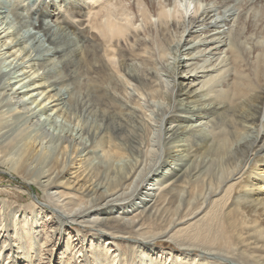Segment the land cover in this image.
Masks as SVG:
<instances>
[{
	"label": "bare ground",
	"instance_id": "bare-ground-1",
	"mask_svg": "<svg viewBox=\"0 0 264 264\" xmlns=\"http://www.w3.org/2000/svg\"><path fill=\"white\" fill-rule=\"evenodd\" d=\"M112 1L109 0L107 3ZM255 1L146 0L144 2V0H140V3H147V6L144 5L138 12L140 16V24L138 25L126 21V18L125 20L120 18L121 21H118L117 19L122 16L112 19L110 12L97 14L93 17L89 36L94 43L99 41L93 51L94 56L97 52L102 51L103 56L109 57L107 52L112 48L117 53V57L114 56L107 60L110 70H123L126 63L123 60H125L132 63L131 65L136 71L133 74L125 73L130 79L133 78L137 84L131 85L130 80L123 79L125 91L120 99H125L126 95L127 102L134 103L133 107L137 108L136 111L134 108L132 109L137 114L136 112L141 113L144 107L141 106L142 102L138 103L135 98L147 102L155 93L167 91L169 103L168 105L165 104L167 108L163 113V123L160 122L159 128L162 135V145H164L163 153H158V161H155L156 163L154 162L153 165L150 164L151 168L147 171L146 168L142 169L140 165L134 166L130 171L121 175L117 184H109L105 177V186L93 185L94 181L98 182L101 178L100 168L94 164L101 162L92 161L90 153L98 150V153L101 152V156H104L125 152V149L111 135L114 132L118 133L123 128L126 122L125 113L118 111L117 108L108 109L106 107V110H99V106L103 105L99 98L103 96L105 98L106 94L98 93L97 99H94L95 106L98 108L96 113L101 121H104V124H116L112 133L106 135L105 129L100 128L102 126L94 132L81 128L76 131L69 128L58 129L55 139L62 152L66 153L68 149L84 152V156H81L83 159H80V154L77 158L78 162L83 165L79 164V168H76L77 170L74 172H71L70 169L57 171L54 176L57 177L56 180L48 188L51 193L47 198L53 197L59 200L54 201V203L52 201L50 205L40 202V205L51 211L53 217L63 224L71 223L81 227L85 225L94 226L96 227L95 232L99 235L106 234L112 240L116 239L118 234L116 232L120 231L121 234L126 235H123L122 239L136 244L135 248L137 246L141 249L140 247H145L151 240L147 236V232H144L145 223L151 221L150 217L156 214L154 211L156 206L163 204L155 205L159 200L156 195L159 193L158 191L166 189V196L169 197L170 195L168 203L166 201L168 208L173 209L181 216L178 220L171 222L174 228L190 226L192 222L194 225L205 224L207 228L198 231L194 243L197 244L196 240H198L206 250L219 244L214 253L217 257L229 254L227 252L230 249L241 248V253L252 262L264 263V17L250 11V7L254 5ZM65 2L60 1L61 7L59 6V8L60 10L69 9L66 16L58 17V14L54 13H48V16L50 17L51 14V19H58L59 23L65 22V17L68 18L67 23L77 18L76 15H79V12L73 6V1ZM88 2L91 6L94 4L101 6L106 0H88ZM2 9L0 6V51L3 52L4 56L7 54L5 58L15 56L14 60L20 56V53H23V42L18 34L11 32L13 26L7 21L6 13ZM25 10L30 13L34 9L26 7ZM39 13V17L44 14L43 11H39ZM30 18L28 15L26 18L28 22L32 19ZM18 21L20 23L22 20L19 19ZM246 21L250 29L247 32L243 30V27L236 25L237 22L243 24ZM42 23L39 19L38 28L44 32L47 41L55 45V37L48 31L50 28L47 30L45 24ZM157 39L161 43H167L165 46L172 45L171 54L165 61H162L163 58L160 54L161 59L158 61L150 47V43L155 44ZM53 49L55 55L60 57L61 51L59 49L62 48ZM60 59L63 60L62 57ZM169 60L172 62H168ZM165 63H168L172 75L170 77L166 74L169 80L163 81L162 73L165 71ZM9 67L6 66L7 69ZM24 71L23 73L20 71L24 77L15 80L16 84L14 83V87L9 90L8 98L13 106L11 107L23 112L26 111L27 115L30 114V122L35 121L34 119L38 114L45 115L42 122L45 124L51 113L54 115L62 113V109L58 106L63 97L59 96L57 92L51 94L54 90L53 88L49 89L50 84L46 85V82L43 81L45 80L44 75L38 74L35 70ZM1 75L2 73L0 77H2ZM118 76L121 78V75ZM3 87L5 86L3 85ZM181 88L183 92L178 94ZM34 92L37 94H33ZM40 97H43L42 100H39ZM88 99L91 98H87L86 101H89ZM48 111L50 112L48 113ZM188 113L194 118L187 116ZM164 122L169 123L167 129L164 127ZM186 122L192 125L183 126ZM247 123H251L252 128ZM190 128L195 129V131L204 128L203 139L204 142H208V147L206 145L205 152L201 154V156L204 155L203 160H198L195 166L193 165L194 169L203 166L207 171L215 165L218 168V173L205 191L196 188L200 194L197 200L188 194L190 197L186 198L185 201L184 194H179V201L183 204V209H180L178 208L179 204L176 205L177 207L174 206L175 199L173 196L175 194L172 195V189L180 187V190L185 191V193L188 191L186 190L188 188L184 187L185 179L189 177L186 173H183L173 182L164 181L158 186L155 183L156 180H152L149 186L145 182L147 183L151 176L159 171L166 159H174L175 153H178L179 156V152L176 150L170 154L172 153L169 149L170 145ZM241 128H251L252 132L249 133L250 135L239 136L238 131ZM41 129L43 134L39 135L42 138L47 137L48 133L45 128L42 127ZM83 134L88 135L90 140L86 141ZM191 146H195V144ZM196 146L198 147L194 150L195 152L202 147L198 144ZM176 147L180 146H173V148ZM194 151L190 152V158L195 157ZM32 152L33 147L31 146L23 148V161L20 164L19 161L17 162L21 169L25 167ZM166 155L168 157H165ZM59 166L61 165L59 164ZM106 169L108 170V167ZM194 169L192 170L195 171ZM171 170L176 176L177 173L181 172V169L176 171L172 167ZM73 173L74 176L71 177ZM80 177L82 179L79 181ZM24 183L28 186L33 185L28 181ZM89 187L90 189L86 190ZM59 189L62 192L58 191ZM84 192L92 193L93 197L89 199H94L95 202L91 204L89 199H85ZM60 200L62 201L60 202ZM161 200L165 202L164 198ZM76 201L78 205L75 209H68V213L63 210L68 206H74ZM137 203L143 204V207L147 208L145 213L140 214L138 209L134 208ZM206 204L207 206H205ZM102 215L103 217L100 218ZM114 227L129 232L121 230L114 232ZM178 231L185 230L180 228ZM203 231L204 234L201 235ZM99 242L90 243L91 257L95 255L94 251H96L92 247L100 248L102 245ZM227 248L230 249L227 250ZM178 250L187 252L188 247ZM206 250L201 252V257L208 254V258H211L213 252ZM63 254L59 253V256ZM178 257H175L176 260L179 259ZM88 258L87 255H83L82 261L88 262ZM59 259L61 258L59 257ZM180 259L184 260L185 258L181 257Z\"/></svg>",
	"mask_w": 264,
	"mask_h": 264
},
{
	"label": "rangeland",
	"instance_id": "rangeland-1",
	"mask_svg": "<svg viewBox=\"0 0 264 264\" xmlns=\"http://www.w3.org/2000/svg\"><path fill=\"white\" fill-rule=\"evenodd\" d=\"M22 1L24 0H0V6L6 13L8 18L7 21L13 26L11 32L13 31L18 34L20 40L23 42L22 46L24 48V51H22L23 53H20V56L16 57L14 60L13 58L15 56L5 58L7 54L4 56L3 52L0 51V74L2 73V77H0V87L2 86L0 88V264H264L263 262H252L247 256L241 253V248H227V250L230 249L227 252L229 254L221 255L224 259L220 258L221 256L217 257L214 253L219 244L207 248V250L213 252L211 258H208V254L201 257V252H204L206 249H204V245L198 240H196L197 244L194 243V240L196 239L198 231L207 227L205 224L194 225L192 222L190 226L185 225L183 227L174 228L172 223L181 216L173 209L168 208L166 201L168 203L170 195L169 197L166 196V189L162 190L164 194L162 191H158L159 193L156 195L159 197V200L155 205L159 203L163 204L156 206V210H154L156 214L150 217L151 221L145 223L146 229H144V232H147V236H149L151 240H149L150 242H148L145 247H140L141 249L137 246L135 248L136 244L127 242L121 238L123 235H126L121 234L119 230L129 232L127 230L114 227V232L117 230L119 232H116L118 233L116 239L112 240L106 236V234L99 235V233L95 232L94 230L96 227L94 226L85 225L81 227L77 224H63L53 217L51 211L40 205V202L50 205L52 201L54 203V201L56 202L59 200L53 197L47 198L51 193V191H48V188L57 178L54 177L55 174L57 171H66V169H70L71 172H74L77 170L76 168H79L78 165L81 164L78 162L77 158H79V156H84V152L82 153L73 149L66 150V153L62 152L59 143L55 139L58 129L69 128L70 130L76 131L81 128L83 130L89 129L90 132L93 130L94 132V130L102 126L100 128L105 129L106 135L112 133V129L116 124H104V121H101L96 113L98 108L95 106L94 99H97L98 93L100 94L103 92L106 94L105 98L104 96L99 98V101L103 103V105L99 106V110L117 108L118 111L125 113L126 122L123 128L120 129L121 131L111 134L115 137V141L125 149V152L106 154L104 156H101L102 153H98V150H94L92 154L90 153V159H92V161L95 163L101 162L100 164H94L96 167L99 166L100 168V180H98V182L93 180L94 182L92 183L95 186L97 185V187L105 186V177L109 184H117L120 181L121 175H124V172L130 171L132 167L140 165L142 169L146 168L145 170L147 171L155 161H158V153H163L164 148L161 140L162 135L159 131L160 122L167 108L166 105L169 103V98L166 90L155 93L147 102L135 98L138 103L142 102L141 106L144 107L141 113L138 111L136 112L137 114H135L132 110L134 108V103H128L126 95L125 99H120L125 91L123 79L130 80L129 82L131 85L137 84L133 78L130 79L127 77L128 75H125V73L133 74L136 72L131 65L132 63L123 60L126 62L123 70H110L107 60L114 56L117 57V53L113 51L114 49L112 50L111 48L108 50L107 54L109 57L103 56L102 51L97 52L96 56L93 54L99 42L97 41L94 43L89 36L93 17L97 14L110 12L112 14V19L114 17V19H117L119 16H122L117 20L121 21V19L125 20L126 18V21L138 25L140 24L138 12L144 5L147 6V3H140V0H113L108 4L107 2L109 0H106L101 6H97L98 4L91 6L88 0H63L66 1L65 3L73 1V6L78 10L79 15H76L77 18L71 20V22L67 23L68 18L65 17L66 21L59 23L58 19H54L56 20V22H54L53 18L51 19V14L49 17L48 13L58 14V17L62 15L66 16L69 9L63 8L60 10L59 8V6L61 7L59 2H62V0ZM144 2H146V0H144ZM26 7L30 9L33 8L34 10L28 13V10H25ZM39 11H43L44 13L40 17ZM250 11L256 12L260 14L261 17H264V0H256L254 5L250 7ZM28 15L32 18H30L31 20L29 19V22L26 19ZM19 19L22 20L20 23L18 21ZM39 19L40 22H43L42 24H45L47 30L50 28L48 31L55 37V45L52 43L50 44L43 34L44 32L38 28ZM236 25L243 27V30L246 32L250 30L247 21L243 24L242 22H237ZM158 41L157 39L155 44L150 43V47L158 61L161 58H163L162 61H165V59L169 58V54H171L172 45L165 46L167 43L164 44ZM161 44H163L164 47ZM53 48H62L59 49V51H61L60 57H62L63 60L60 59L57 54L55 55ZM154 48H156V52L153 51ZM99 55H101V58ZM22 57L24 58L23 60ZM11 61L12 64H10ZM168 62H172V60ZM6 66H10L11 69L10 67L7 69ZM168 67V63H165V71L162 73L163 81L169 80L166 74L170 77L172 75ZM23 70H25L24 72L35 70L38 74L44 75L45 80L43 81L46 82V85L50 84L49 89L53 88L54 90L51 94L57 92L59 96L63 97L58 106L62 109V113L56 115L51 113L45 124L42 123L45 119V115L38 114L34 119L35 121L30 122V114L27 115L26 111L23 112L22 110L13 109L9 101V90L16 84L15 80L17 81L21 77H24L22 75ZM20 71L22 73H20ZM19 75L22 76L19 77ZM118 75H121V78ZM3 85L5 87H3ZM96 86L100 88H94ZM146 92L148 93V91ZM182 92L181 88L178 94ZM33 94L37 93L34 92ZM42 98L43 97H40L39 100H42ZM87 98L91 99L86 101ZM86 108L87 110H85ZM134 109L135 111L137 110V108ZM49 112L50 111H48V113ZM187 116L191 115L188 113ZM191 118L194 117L191 116ZM247 124L251 127V123ZM186 125L190 126L192 124L187 122L183 124V126ZM39 126L45 128L48 133L47 137L42 138L41 135L43 133ZM168 126L169 123L164 122L165 129H167ZM251 128L239 129L238 135L242 137L250 135L252 132ZM204 131V128H201V130L199 128L198 131L190 128L184 135L177 137L176 142L170 145L172 148L170 147L169 149L170 152H172L170 154H173V151L176 150L179 152L180 157L178 153H175L174 159H166L159 171L151 176L149 179L150 182H145V184L149 186L152 180H156L155 183L158 186L164 181L169 180L173 182L175 179L182 176L183 173H186L189 177H186V184L184 183V187L188 188L186 190H188L189 193L187 191L186 194L185 191L180 190V187L172 189V195L173 193L175 194V196H173L175 199L174 206L177 207L176 205L179 204L178 208L180 209H183V204L179 201V194H184L183 197H185V201L186 198L190 196L191 198L194 196L197 200L200 195L197 189L200 188L205 191L218 173V168L215 165L210 167L211 169L209 168L207 171H205V167L203 166L202 168L198 166L195 169L193 167L198 160H203L202 157L204 155L201 156V154L205 152L208 147V142H204L203 139ZM83 137L86 141L90 140L88 135L83 134ZM193 144H195V146H191ZM197 144L202 147L200 150H196V154L194 150L198 147L196 146ZM26 146L33 147V152L30 156L32 158L29 157L25 167L21 169L19 164L23 161L22 151ZM173 146L180 147L173 148ZM188 148L190 149L187 150ZM193 151L195 157L190 158L191 156L189 154ZM71 152L74 153L72 154ZM165 157L168 156L166 155ZM177 157L178 159H176ZM80 159H83V157ZM18 161L19 164L17 163ZM59 164L61 166H59ZM107 167L108 170L106 169ZM171 167L176 171L181 169V172L177 173L178 175L176 176L174 171L171 170ZM73 176L74 173L71 177ZM81 179L82 177L79 178V181ZM24 180L33 185L28 186L24 183ZM89 189L90 187L86 190ZM58 191L62 192L61 189ZM188 194L191 195L189 196ZM91 197H93L92 193H85V199ZM160 197L164 198L165 202H162L163 200H161ZM89 200L91 204L95 202L94 199ZM61 201L62 200H60V202ZM75 203L74 206H68L63 210L68 213V209H75L78 205L77 201ZM205 206H207V204ZM134 208H137L140 214L145 213L147 210V208L143 207V204L140 203L135 204ZM102 217L103 215L100 216V218ZM180 228L185 231H178ZM203 234L204 231L201 235ZM97 242L102 245H100V248L92 247V249L96 251H94L95 255L91 257L90 243L94 244ZM187 247V252L178 250L179 248ZM59 253L64 254L59 256ZM83 255L89 257L88 262L82 261ZM177 256H179V259L176 260L175 257ZM16 257H18L17 260H14ZM59 257L61 259H59ZM181 257L185 259L181 260Z\"/></svg>",
	"mask_w": 264,
	"mask_h": 264
}]
</instances>
